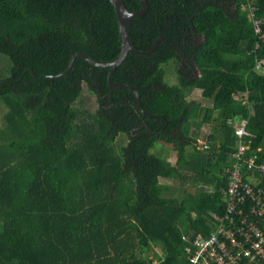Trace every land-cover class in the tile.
Returning <instances> with one entry per match:
<instances>
[{
  "label": "trees",
  "instance_id": "trees-1",
  "mask_svg": "<svg viewBox=\"0 0 264 264\" xmlns=\"http://www.w3.org/2000/svg\"><path fill=\"white\" fill-rule=\"evenodd\" d=\"M147 2L133 45L147 51L162 36L176 46L129 53L111 79L153 116L130 89L109 88L110 68L81 57L69 67L77 52L119 56L109 0H0L10 60L0 69V264H190L213 235L239 252L211 213L224 216L240 146L244 180L264 203V0H251L253 16L246 0Z\"/></svg>",
  "mask_w": 264,
  "mask_h": 264
},
{
  "label": "built area",
  "instance_id": "built-area-1",
  "mask_svg": "<svg viewBox=\"0 0 264 264\" xmlns=\"http://www.w3.org/2000/svg\"><path fill=\"white\" fill-rule=\"evenodd\" d=\"M250 2L251 0H246L245 7L253 16L255 8ZM252 20L256 34L261 35V23ZM237 134L241 137L245 131L238 129ZM245 152L246 147L240 146L236 155L238 161L232 169H227L230 179L225 193L224 216L221 217L216 212L211 213L219 234L230 239L240 250L234 255V250L228 249L224 242H220L217 235L209 239L201 238L198 240L199 250L192 257L190 264H264V233L259 227V221L264 215V203L261 200L263 196L260 191L255 192L244 180L240 162ZM261 171L264 173V166Z\"/></svg>",
  "mask_w": 264,
  "mask_h": 264
},
{
  "label": "water",
  "instance_id": "water-1",
  "mask_svg": "<svg viewBox=\"0 0 264 264\" xmlns=\"http://www.w3.org/2000/svg\"><path fill=\"white\" fill-rule=\"evenodd\" d=\"M109 1L113 4L115 8L117 19H118V24H119V36H120V42H121V47H122L119 56L112 62H97L96 60L88 56L87 54L77 52L71 56V62L69 64V67L72 65V62L75 60L76 57H81L93 66L100 67V68H110L109 73H108L109 88L112 90H119L123 88L130 89L133 92L142 113L145 115L153 116V114H149L143 111L142 101L140 99V96L137 90L132 85L113 82L111 79V75L123 63V61L125 60V58L127 57L129 53L149 56L150 54L154 52V50L156 49V47L159 45L160 42L166 45H169V46H176V44H170L166 42L162 36H160L149 50L143 51V50L137 49L133 45L131 36H130L132 21L135 18L142 16L148 11L149 3L147 2V0H138L141 4L140 9L137 12H131L127 8L124 0H109Z\"/></svg>",
  "mask_w": 264,
  "mask_h": 264
},
{
  "label": "rangeland",
  "instance_id": "rangeland-1",
  "mask_svg": "<svg viewBox=\"0 0 264 264\" xmlns=\"http://www.w3.org/2000/svg\"><path fill=\"white\" fill-rule=\"evenodd\" d=\"M3 62H6L7 64H9L10 63V60H9V57L8 56H6V55H3V54H1L0 55V69L2 68V63ZM166 80H167V82L168 83H170V84H175V83H177V74L175 73V71H174V69H172L167 75H166ZM83 94L86 96V97H89L90 98V102L89 103H86V104H88V106L91 104L92 105V107L94 108V109H96V99H95V97L94 96H92L91 94H88V91H86V87H84V92H83ZM192 98H195V99H197L198 101H200L201 103H203L204 105H209V106H211V104L210 103H208V102H205V101H202V100H200L199 98H197L196 96H191V97H189V99H192ZM4 107L2 106V105H0V122H2L3 121V119H2V115H3V113H4ZM126 142H127V139H126V137H119V144H124V145H126ZM173 144H166L164 147H165V153H166V155H167V159L169 160V161H173V158H174V148H173ZM160 147H162V146H159V149H160ZM153 152H154V150H153ZM159 151H157V153H158ZM254 158H256V156L254 155ZM162 183L163 184H165V185H173V183H172V181H168V180H166V181H162ZM158 251V254L157 255H161L162 254V252L161 251H159V250H157ZM158 262V261H157ZM156 263V262H155ZM154 263V264H155Z\"/></svg>",
  "mask_w": 264,
  "mask_h": 264
},
{
  "label": "clouds",
  "instance_id": "clouds-1",
  "mask_svg": "<svg viewBox=\"0 0 264 264\" xmlns=\"http://www.w3.org/2000/svg\"><path fill=\"white\" fill-rule=\"evenodd\" d=\"M246 8V7H245ZM247 9V8H246ZM238 129H243L244 130V128L243 127H239ZM155 264H158V262H156Z\"/></svg>",
  "mask_w": 264,
  "mask_h": 264
}]
</instances>
